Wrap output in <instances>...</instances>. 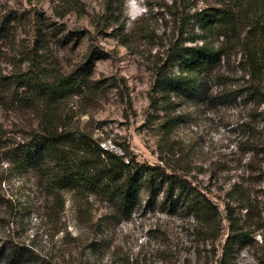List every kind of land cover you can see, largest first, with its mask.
<instances>
[{
  "label": "rangeland",
  "instance_id": "rangeland-1",
  "mask_svg": "<svg viewBox=\"0 0 264 264\" xmlns=\"http://www.w3.org/2000/svg\"><path fill=\"white\" fill-rule=\"evenodd\" d=\"M207 5L216 2L0 0V83L31 67L67 73L91 53L80 93L65 102L69 126L103 149L185 170L218 211L199 233L192 215L161 193H142L124 213L107 197L65 190L63 207L51 213L53 198L39 181L2 175L3 160L0 244L17 245L26 258L12 262L0 252V264H264V59L256 72L224 40L209 93L174 97L168 132L151 103L157 66L174 46L192 43L200 30L190 15ZM2 88V138L37 129V110ZM11 194L19 203L7 211Z\"/></svg>",
  "mask_w": 264,
  "mask_h": 264
},
{
  "label": "trees",
  "instance_id": "trees-1",
  "mask_svg": "<svg viewBox=\"0 0 264 264\" xmlns=\"http://www.w3.org/2000/svg\"><path fill=\"white\" fill-rule=\"evenodd\" d=\"M215 2L216 5H207L190 15L200 32L189 38L191 44L174 46L155 70L151 98L156 103H151L165 114L166 132L174 121V97L195 98L209 93L210 77L226 53L224 40L229 47L241 50L256 72L264 59V0ZM221 36L223 40L216 44ZM92 59L89 53L67 73L31 67L0 83L1 95L7 93L13 102L33 107L39 115L37 129L21 132L18 138L4 139L0 133V161L9 165L2 169V175H8L9 170L35 177L45 195L53 198L51 213L63 207L65 190L79 196L107 197L124 213L130 211L142 193H161L163 202L192 215L199 233L210 229L213 216L218 215L217 208L186 177L185 170L139 162L125 151L103 149L89 134L69 126L65 102L80 93ZM175 65L174 72L170 66ZM13 195L7 198V211L17 209L19 201ZM226 210L227 219L232 221L228 206ZM0 252L12 262L26 258L20 247L9 243H1Z\"/></svg>",
  "mask_w": 264,
  "mask_h": 264
}]
</instances>
